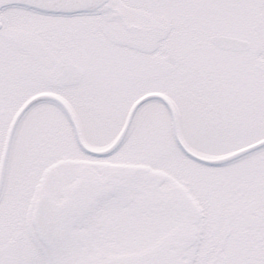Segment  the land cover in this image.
I'll return each mask as SVG.
<instances>
[{
  "label": "snow or ice",
  "instance_id": "snow-or-ice-1",
  "mask_svg": "<svg viewBox=\"0 0 264 264\" xmlns=\"http://www.w3.org/2000/svg\"><path fill=\"white\" fill-rule=\"evenodd\" d=\"M0 264H264V0H0Z\"/></svg>",
  "mask_w": 264,
  "mask_h": 264
}]
</instances>
